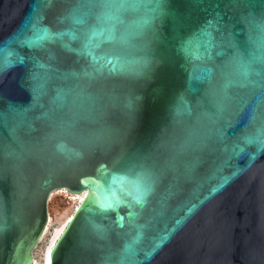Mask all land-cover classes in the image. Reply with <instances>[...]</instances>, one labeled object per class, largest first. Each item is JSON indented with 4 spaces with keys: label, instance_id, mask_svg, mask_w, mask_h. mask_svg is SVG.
I'll list each match as a JSON object with an SVG mask.
<instances>
[{
    "label": "water",
    "instance_id": "1",
    "mask_svg": "<svg viewBox=\"0 0 264 264\" xmlns=\"http://www.w3.org/2000/svg\"><path fill=\"white\" fill-rule=\"evenodd\" d=\"M57 189L50 264H264V0H0V264Z\"/></svg>",
    "mask_w": 264,
    "mask_h": 264
},
{
    "label": "rangeland",
    "instance_id": "2",
    "mask_svg": "<svg viewBox=\"0 0 264 264\" xmlns=\"http://www.w3.org/2000/svg\"><path fill=\"white\" fill-rule=\"evenodd\" d=\"M81 193H72L66 189H57L48 200L49 220L47 229L33 249L36 264H45V256L61 229L65 227L71 215L77 209L82 197H76Z\"/></svg>",
    "mask_w": 264,
    "mask_h": 264
},
{
    "label": "snow or ice",
    "instance_id": "3",
    "mask_svg": "<svg viewBox=\"0 0 264 264\" xmlns=\"http://www.w3.org/2000/svg\"><path fill=\"white\" fill-rule=\"evenodd\" d=\"M104 7L113 8V7H118V5L105 4ZM104 31H105L104 28H100V29L93 28L91 31V35L92 36L102 35ZM108 38L111 39L112 37L109 36ZM28 43L31 44V41H29ZM90 44H91V39L89 38L88 40L85 41V45H84L85 49H88ZM236 62L244 69L245 74H247L248 68L246 65H244L243 61L239 60V58H236ZM41 66L43 67V65ZM116 164L119 166L117 168V171H120L121 169H125V170H129L133 172L137 176L136 183L138 185V190L140 191L141 196L146 194L148 189L145 187V183L150 177V171L140 161V159L136 157H126V158L116 161ZM84 183H86V181H84ZM139 198L140 197H137V199Z\"/></svg>",
    "mask_w": 264,
    "mask_h": 264
},
{
    "label": "bare ground",
    "instance_id": "4",
    "mask_svg": "<svg viewBox=\"0 0 264 264\" xmlns=\"http://www.w3.org/2000/svg\"><path fill=\"white\" fill-rule=\"evenodd\" d=\"M87 193H88V191L82 192V193L79 194L78 196L76 195L75 198L81 196V197H82V200H83V199L85 198V196H87ZM82 200H81V202H82ZM81 202H79V204H80ZM79 204H78V206H79ZM78 206H77V207H78ZM73 215H74V213L71 215V217H70V219H69L68 221H70V220L73 218ZM65 226H66V225H65ZM64 228H65V227H63V228L61 229L60 233L57 235V237L55 238V240L53 241V243L51 244V246L48 248V250H47V252H46V256H45V264H50V252H51V250H52V247H53L55 241L57 240V238L59 237V235L62 233V231H63ZM46 229H47V226H46V228H45V231H46ZM45 231H44V233H45ZM44 233H43V235H44ZM42 237H43V236H42ZM33 259H34V260H33V264H36L34 256H33Z\"/></svg>",
    "mask_w": 264,
    "mask_h": 264
}]
</instances>
